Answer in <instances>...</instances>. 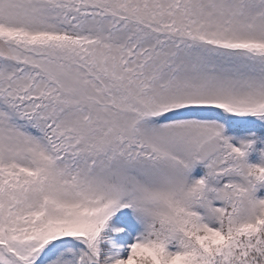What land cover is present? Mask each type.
Masks as SVG:
<instances>
[{
	"label": "snow or ice",
	"instance_id": "6c2138e0",
	"mask_svg": "<svg viewBox=\"0 0 264 264\" xmlns=\"http://www.w3.org/2000/svg\"><path fill=\"white\" fill-rule=\"evenodd\" d=\"M0 264H264V0H0Z\"/></svg>",
	"mask_w": 264,
	"mask_h": 264
}]
</instances>
